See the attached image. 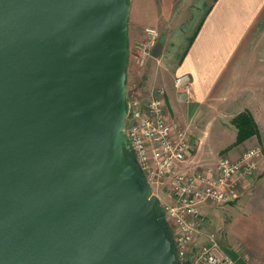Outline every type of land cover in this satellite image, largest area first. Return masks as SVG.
Wrapping results in <instances>:
<instances>
[{"label": "water", "instance_id": "95a60500", "mask_svg": "<svg viewBox=\"0 0 264 264\" xmlns=\"http://www.w3.org/2000/svg\"><path fill=\"white\" fill-rule=\"evenodd\" d=\"M132 0H0V264H175L132 154Z\"/></svg>", "mask_w": 264, "mask_h": 264}, {"label": "crops", "instance_id": "0c3cea01", "mask_svg": "<svg viewBox=\"0 0 264 264\" xmlns=\"http://www.w3.org/2000/svg\"><path fill=\"white\" fill-rule=\"evenodd\" d=\"M180 1L132 0L129 32L134 42L145 28L172 27L182 9ZM160 34L152 59L147 61L145 76L140 80L145 92L159 84V72L154 65L163 58L161 31ZM175 73L190 77L192 92L189 99L174 84L163 86L168 92L171 122L191 131L205 113L232 110L237 116L247 114L255 133L240 145L255 142L264 149V0H215ZM261 169L264 171V167ZM249 221L252 226L264 225V218ZM257 231L259 238L249 245V253L241 248L233 255L225 252L224 255L234 264H264V228ZM250 235L254 238L255 234Z\"/></svg>", "mask_w": 264, "mask_h": 264}, {"label": "built area", "instance_id": "2783aa9c", "mask_svg": "<svg viewBox=\"0 0 264 264\" xmlns=\"http://www.w3.org/2000/svg\"><path fill=\"white\" fill-rule=\"evenodd\" d=\"M160 37L158 29L145 28L134 42L130 55L133 50L138 53L134 58L139 67L144 68L152 59V48ZM174 87L190 99L189 76L178 77ZM127 92L125 132L130 153L163 208L176 253L175 264H234L222 252L219 235L204 231V208L236 202L240 191L259 174L261 148L249 149L237 160L221 159L206 172L193 171L188 166L192 133L171 122L167 90L156 87L145 92L128 87ZM167 185L168 193L162 197Z\"/></svg>", "mask_w": 264, "mask_h": 264}, {"label": "rangeland", "instance_id": "374dc122", "mask_svg": "<svg viewBox=\"0 0 264 264\" xmlns=\"http://www.w3.org/2000/svg\"><path fill=\"white\" fill-rule=\"evenodd\" d=\"M214 2L215 0H181L179 5L182 9L176 15L173 26L168 29H159V32H162L163 49L160 50V54L163 52V58L162 62H156L154 66L159 72L160 80L159 84L150 89L166 87V83L174 84L180 77L175 73L178 64ZM133 46L134 39L130 37L129 48L132 49ZM136 55L138 53L134 50L129 55L127 86L129 89L136 87L142 90L140 80L145 76L146 66L141 68L136 64L134 58ZM238 116L236 111L231 110L215 114L205 113L197 119L190 131L193 133V143L191 142L192 149L188 165L193 171L206 172L214 168L221 159L237 160L247 150L261 148L259 174L240 191V197L236 202L204 208V231L218 234L222 252L230 255L241 248L248 250L249 253V245L255 244L259 238L256 235L257 228H264V225L252 226L249 221L251 218H264V171L261 169L264 167V149L262 144L257 145L255 142H248L242 146L237 143ZM166 187L162 197L168 193L169 186ZM250 233L255 234L254 238L250 237Z\"/></svg>", "mask_w": 264, "mask_h": 264}, {"label": "trees", "instance_id": "16d2710c", "mask_svg": "<svg viewBox=\"0 0 264 264\" xmlns=\"http://www.w3.org/2000/svg\"><path fill=\"white\" fill-rule=\"evenodd\" d=\"M204 20L201 22V24L197 28V30H196V32H195V34L193 36V39L191 40V43L195 39V37L198 35ZM250 119H251L250 116H248L247 114L239 115L238 118H237V120L239 121V123H238L239 133H238V137H237V143L238 144H240V143L244 142L245 140L249 139L255 133V129L252 127V122L250 121Z\"/></svg>", "mask_w": 264, "mask_h": 264}]
</instances>
